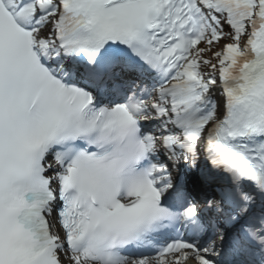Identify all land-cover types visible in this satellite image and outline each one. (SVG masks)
<instances>
[{
  "label": "snow or ice",
  "instance_id": "snow-or-ice-1",
  "mask_svg": "<svg viewBox=\"0 0 264 264\" xmlns=\"http://www.w3.org/2000/svg\"><path fill=\"white\" fill-rule=\"evenodd\" d=\"M0 264H264V0H0Z\"/></svg>",
  "mask_w": 264,
  "mask_h": 264
}]
</instances>
